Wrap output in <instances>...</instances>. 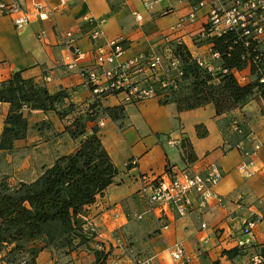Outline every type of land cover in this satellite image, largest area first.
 Masks as SVG:
<instances>
[{
    "label": "crops",
    "instance_id": "crops-1",
    "mask_svg": "<svg viewBox=\"0 0 264 264\" xmlns=\"http://www.w3.org/2000/svg\"><path fill=\"white\" fill-rule=\"evenodd\" d=\"M18 1L21 14L3 16L0 13V82L22 71L24 79L44 86L50 94L66 91L80 113H84L95 98L80 72L93 67L97 47L118 39L125 43L122 55L105 70L151 54L163 41L185 45L193 58L208 59L212 48L210 43L204 42L211 37L205 32L208 7L199 10L193 21L178 27L180 19L190 13L192 0ZM36 5L50 11L48 20L38 18ZM22 15H27L29 23L17 28ZM88 19L105 20L97 41L91 40ZM67 32L74 35L77 47L84 54L76 63L63 44V34ZM242 75L248 76V72ZM120 105L124 106V120L113 122L105 118L103 127H99L102 146L118 174L113 184L88 208L86 218L97 240L111 250V263L130 264L135 259L139 264H177L170 253L176 243H181L189 264H257L258 248L264 246L262 98L255 97L230 114L238 119L245 116L248 122L250 137L243 142L244 149L231 148L226 143L218 125L224 116L217 118L212 105L178 112L175 105H160L156 98L127 103L121 95L102 101L105 108ZM9 109L8 104L0 103V136ZM23 115L28 124L26 137L14 142L10 153L0 151V156L6 160L14 157L17 183H31L44 167H51L57 158L74 153L79 142L65 133V126L72 117L60 120L54 112L27 109L23 110ZM43 122L51 127L48 130L36 127ZM92 126L88 124L89 132ZM197 126L205 129L206 136L197 135ZM183 139L191 144L197 158L188 166L191 171L202 172L209 163H215L221 170L223 178L214 192L223 202L210 201L205 208H198L195 201L194 208L183 218L166 207L149 214L145 201L139 196L140 178L144 175L163 177L167 168L173 172L185 169L179 149ZM170 141L178 145L172 146ZM256 147L260 149L255 150ZM247 171L252 175L248 176ZM138 215L143 218L137 220ZM249 221L256 223L251 238L254 247L247 256L228 259L223 251L235 248L236 240L241 239ZM164 223L168 225L165 230L161 229ZM153 233L156 234L153 236ZM142 236L136 239L140 240L139 245L134 238ZM126 241L129 249L139 250L145 246L149 251L144 256L129 259L125 255ZM70 256L56 258L55 253L45 250L39 254L37 264L94 263V256L85 249ZM142 257L146 262L140 260Z\"/></svg>",
    "mask_w": 264,
    "mask_h": 264
},
{
    "label": "trees",
    "instance_id": "trees-1",
    "mask_svg": "<svg viewBox=\"0 0 264 264\" xmlns=\"http://www.w3.org/2000/svg\"><path fill=\"white\" fill-rule=\"evenodd\" d=\"M204 42L210 43L211 50L219 53L220 73L214 75L202 69L185 45L173 43L176 45L174 55L181 62V77L191 80L190 91L183 99H159L160 105L173 104L178 112L212 105L216 117L220 118L242 109L258 91L264 101L263 86L257 82L242 86L234 77L235 71L246 67V56L251 54V48L244 47V41L237 33L228 31L221 36L209 37ZM120 45L126 49L124 42ZM146 66L141 63L146 73L144 78L149 80L155 73L150 65ZM109 96L108 93L95 95L86 111L80 113L66 91L50 94L44 86L24 79L22 71L14 72L8 80L0 82V103L10 107L0 136V151L3 154L10 153L14 142L27 135L24 109L54 112L60 120L72 117L70 124L65 126V133L79 142L74 153L57 158L51 167H44L31 183L21 182L12 186L5 178H0V253L5 251L6 256L30 255V264H37L39 254L45 250L55 254L62 251L63 256H70L79 249L87 250V245L91 244L88 237L90 230L86 228L88 208L113 184L118 174L99 136L98 124L101 120H124L123 105L112 108L102 106V101ZM88 124L93 125L90 132ZM218 125L226 143L231 148L238 146L241 140L236 136H233L236 141L227 139L220 122ZM196 131L200 138L207 134L202 126H197ZM248 135L246 132L244 137ZM179 149L186 168L196 162L187 140L180 141ZM170 171L167 168L166 173ZM253 247L251 241L248 246L225 250L222 254L232 260L247 256ZM258 249L259 259L262 260L259 264H264V246ZM94 253L93 264H100L103 253L97 250Z\"/></svg>",
    "mask_w": 264,
    "mask_h": 264
},
{
    "label": "built area",
    "instance_id": "built-area-1",
    "mask_svg": "<svg viewBox=\"0 0 264 264\" xmlns=\"http://www.w3.org/2000/svg\"><path fill=\"white\" fill-rule=\"evenodd\" d=\"M64 4V1H62ZM208 7V20L205 32L213 36H221L231 31L237 33L244 41L246 49L251 48V56H246L247 65L241 71H235L234 77L239 85H249L257 82L259 86L264 87V0H192L190 13L187 17L180 19L178 27L187 21H193L199 10ZM38 18L42 21L48 20L50 11L43 5H36ZM0 13L3 16H11L21 14L22 8L18 0H0ZM27 15H22L21 20L16 23V27L28 24ZM90 31L92 33L91 40L100 39V27L105 20L94 21L88 19ZM64 46L69 51L73 63L78 62L84 57V54L77 47V40L70 32L64 33ZM121 40H113L106 46L97 47L94 54V65L89 70L80 72L84 83L90 88L93 95L108 93L110 96H123L124 102L139 103L154 98L152 90L148 87L145 89H137L135 83L131 81L133 74L138 69L142 57H136L130 61L112 69L105 70L114 63L124 52V48L120 45ZM196 63L202 69L213 72L212 62L219 61L220 55L210 50L209 58H195ZM160 58L152 56L147 65L154 70L156 74ZM248 72V76L242 73ZM103 120L98 126L103 127ZM172 146L178 145V142L170 141ZM235 148L240 149L238 145ZM256 147L255 150H259ZM131 164H134L131 162ZM243 169H246L243 166ZM247 175L252 173L247 171ZM223 174L215 163H209L202 172L191 171L189 168L170 173H166L163 177H154L144 175L140 178L141 188L139 196L147 205V212L153 214L156 210L166 207L170 209L175 216L183 218L187 216L189 211L194 208L197 201L198 208H205L210 201H216L222 204L223 199L214 192V188L220 183ZM137 220H141L142 216H136ZM256 226L254 221L246 223L244 228L243 239L236 240L235 247L248 246L251 243L253 230ZM205 226H203L204 228ZM168 225L165 223L161 229L165 230ZM171 258L177 264H189V258L181 243H176L171 249ZM257 264L259 260L255 261Z\"/></svg>",
    "mask_w": 264,
    "mask_h": 264
},
{
    "label": "rangeland",
    "instance_id": "rangeland-1",
    "mask_svg": "<svg viewBox=\"0 0 264 264\" xmlns=\"http://www.w3.org/2000/svg\"><path fill=\"white\" fill-rule=\"evenodd\" d=\"M173 43L175 42L163 41L158 46L155 52L149 55L142 56L141 63H143V67L144 66L147 67L146 64L150 61L152 56H156L160 58V64L158 65L157 72L156 74H154V77L150 78L149 80L148 79L146 80L144 78L146 77V73L144 69L141 68V66H139L138 71L135 74H133L132 79H131V81L135 83L137 89L139 90L149 87L154 94V98H156L157 100L160 99L164 101L165 97H167L169 100H173L175 98L183 99L189 95L191 80H184L181 77V74H180L181 62L179 58L175 57L174 55L176 45ZM211 65L214 69V71L212 72L214 73V75H217L218 73H220L219 69L221 65L219 61L212 62ZM259 96H261V94L258 91V93L254 96L253 99ZM231 113L225 115L224 118H222L223 120H221L220 126L224 128L223 131H224V134H226L227 139H230L231 141H236L237 139L233 137V136H236L238 140H241V141H238V145L241 147V149H244L243 142H247L250 137V134L247 137H244L246 132L249 133L248 122L246 121L245 116L242 117L241 119H238L234 116H231L230 115ZM36 127H38L39 129L45 128L48 130L51 126L48 123L43 122V123H40ZM11 158L12 160H9V159L6 160L4 156L2 155L0 156V178H5L10 185L14 186L17 184V180L15 177L16 172L14 168L15 160L13 156H11ZM86 228L90 230L88 237H89V242L91 244L87 245L86 247L88 252L91 253V255H93L95 254L94 251L96 250L100 251L103 253L100 256V260H99L101 261L102 264H115V263H111V260H110V256L112 255L111 250L110 249L107 250L105 245L102 242L97 240V234L93 230V228H89L88 226H86ZM155 234L156 233H153L152 235L154 236ZM142 238L143 236L141 238L135 237L134 239L136 241V239H142ZM138 241L139 242L137 241L136 242L139 244L140 240ZM126 245L128 246L127 248H125L126 250L125 255H127L129 259H133L132 256L134 258L144 256L143 254L149 251V248L147 247L145 248V246L144 248H140L139 250L129 249L130 246H129L128 241H126ZM61 253L62 255H60ZM63 253L64 252L62 251L58 253L56 251V254H55L56 258L63 256ZM127 253H130L131 257ZM31 259L32 257L30 255L15 254L12 256H6L5 251L0 253V264H25V263L30 264ZM142 259L143 257L140 258V260L145 261ZM259 261L261 262L262 260L259 259ZM130 264H139V263L137 262V260L134 259V261H131ZM141 264H144V263H141Z\"/></svg>",
    "mask_w": 264,
    "mask_h": 264
}]
</instances>
